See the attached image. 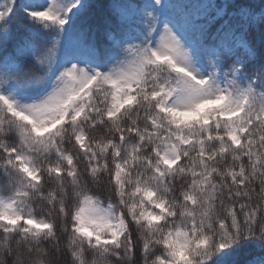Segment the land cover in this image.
Wrapping results in <instances>:
<instances>
[{"label":"snow or ice","instance_id":"6c2138e0","mask_svg":"<svg viewBox=\"0 0 264 264\" xmlns=\"http://www.w3.org/2000/svg\"><path fill=\"white\" fill-rule=\"evenodd\" d=\"M0 264H264V0H0Z\"/></svg>","mask_w":264,"mask_h":264},{"label":"trees","instance_id":"16d2710c","mask_svg":"<svg viewBox=\"0 0 264 264\" xmlns=\"http://www.w3.org/2000/svg\"><path fill=\"white\" fill-rule=\"evenodd\" d=\"M218 2H219V0H218ZM253 2H255V3L258 4L259 3V0H253Z\"/></svg>","mask_w":264,"mask_h":264}]
</instances>
